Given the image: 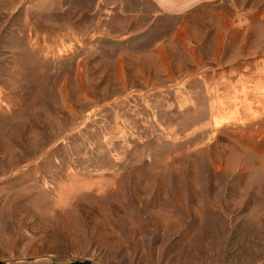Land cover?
Masks as SVG:
<instances>
[{
  "label": "rangeland",
  "instance_id": "rangeland-1",
  "mask_svg": "<svg viewBox=\"0 0 264 264\" xmlns=\"http://www.w3.org/2000/svg\"><path fill=\"white\" fill-rule=\"evenodd\" d=\"M264 264V0H0V264Z\"/></svg>",
  "mask_w": 264,
  "mask_h": 264
},
{
  "label": "trees",
  "instance_id": "trees-1",
  "mask_svg": "<svg viewBox=\"0 0 264 264\" xmlns=\"http://www.w3.org/2000/svg\"><path fill=\"white\" fill-rule=\"evenodd\" d=\"M71 264H87V263H79V262H73Z\"/></svg>",
  "mask_w": 264,
  "mask_h": 264
}]
</instances>
